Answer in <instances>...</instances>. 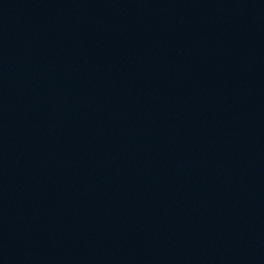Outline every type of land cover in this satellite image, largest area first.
<instances>
[{"label": "water", "instance_id": "1", "mask_svg": "<svg viewBox=\"0 0 264 264\" xmlns=\"http://www.w3.org/2000/svg\"><path fill=\"white\" fill-rule=\"evenodd\" d=\"M0 264H264V0H0Z\"/></svg>", "mask_w": 264, "mask_h": 264}]
</instances>
